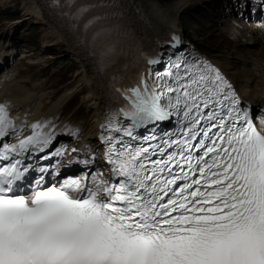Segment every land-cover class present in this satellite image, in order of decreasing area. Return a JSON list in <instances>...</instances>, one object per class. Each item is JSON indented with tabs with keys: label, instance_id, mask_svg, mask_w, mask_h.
<instances>
[{
	"label": "snow or ice",
	"instance_id": "obj_1",
	"mask_svg": "<svg viewBox=\"0 0 264 264\" xmlns=\"http://www.w3.org/2000/svg\"><path fill=\"white\" fill-rule=\"evenodd\" d=\"M65 6L107 70L130 37L124 6ZM163 43L129 46L133 70L111 79L103 165L75 147L63 165L55 124L19 138L0 103V264H264V128L217 67Z\"/></svg>",
	"mask_w": 264,
	"mask_h": 264
},
{
	"label": "rangeland",
	"instance_id": "obj_2",
	"mask_svg": "<svg viewBox=\"0 0 264 264\" xmlns=\"http://www.w3.org/2000/svg\"><path fill=\"white\" fill-rule=\"evenodd\" d=\"M174 1L176 0H162L161 5L167 6ZM22 6L20 0H0V49L13 53L12 59L0 73V86L7 82L13 84V92L21 89L36 92L45 106L44 110L67 94L66 99L69 102L59 115L62 117L64 112L73 114L76 111L75 117H72L74 120H69L65 125L68 127L71 124L72 129L81 134L82 141L88 140V130L94 123L95 110L87 100L86 93L79 92L74 95L81 89L77 76L80 72L79 61L62 46L45 47L41 40L43 24L27 19ZM231 7L238 8L239 2L188 0L177 11L176 27L183 29L186 37L196 42L215 62L224 63V67L228 68L224 72L235 70L238 82H242L240 84L244 87V76L241 73L246 71L250 62L257 59L264 61V41L255 42L256 33H247L255 22H249L237 15L233 18ZM232 27L235 29L233 34L230 30ZM1 57H4L2 52ZM15 84H20L21 89ZM79 105L81 108L77 109ZM75 142L76 139H67L65 144L73 145Z\"/></svg>",
	"mask_w": 264,
	"mask_h": 264
},
{
	"label": "bare ground",
	"instance_id": "obj_3",
	"mask_svg": "<svg viewBox=\"0 0 264 264\" xmlns=\"http://www.w3.org/2000/svg\"><path fill=\"white\" fill-rule=\"evenodd\" d=\"M20 1L23 5L22 10L24 16L27 19H32L37 23L43 24L44 33L41 39L43 45L49 48L52 46H62L67 52L73 54L76 56L75 58L78 59V68L80 70L77 75L79 81L78 85L81 89L86 91L87 100L92 103V107L95 110L93 118L94 123L88 130V134L93 136L100 131L99 125L104 121L109 106L107 94L110 92V89H103L102 80L104 74L102 73L105 71L116 72L115 74L128 72L131 67L130 62L132 59L129 46L134 48L136 44H140L146 49L154 46L159 35H162L166 29L176 27L177 11L180 6L188 0H176L167 6L161 5L162 0H119L124 6L125 17L123 22L127 24L130 29V37L126 40L123 52H119L113 62L115 63L118 61L117 59L121 58V64L117 62V66H112L111 70H109V68L107 70L101 69L98 55H93L90 49L84 50L78 43L77 35H73L67 25L62 28V26L52 20L50 13L44 10L38 0ZM244 1L247 2L248 0ZM263 12L264 11L261 9L259 12L255 13V15L262 16ZM232 13H234V11H232ZM230 30L232 34L235 31L234 27L230 28ZM247 33H256V43L264 41L262 20L255 22V24L248 29ZM89 53H92V55ZM240 62H243V60H240ZM242 65L245 66L244 63H242ZM248 65L249 66H246V71L241 73L244 76V87L240 84L242 82H238L235 70L233 72H224V77L232 83L247 106H250L252 110L260 106L261 111L264 112V61L257 59L250 62ZM110 81L111 78H109L108 82ZM18 85L19 89H21L20 84ZM18 85L16 87H18ZM107 85L109 86V83ZM12 86L13 84L10 85L7 84V82L0 86V103H6L8 105L11 118L17 125L20 123H29L31 125L36 121L43 120H50L52 122L54 118L53 115L60 109L68 96L67 94L62 95L60 100L52 104L44 114H41L42 104L39 102L40 96H38L36 92L24 91L22 89L18 92H13Z\"/></svg>",
	"mask_w": 264,
	"mask_h": 264
}]
</instances>
